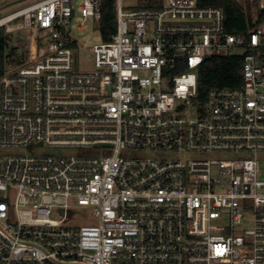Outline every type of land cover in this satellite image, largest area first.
Returning a JSON list of instances; mask_svg holds the SVG:
<instances>
[{"label":"built area","instance_id":"2783aa9c","mask_svg":"<svg viewBox=\"0 0 264 264\" xmlns=\"http://www.w3.org/2000/svg\"><path fill=\"white\" fill-rule=\"evenodd\" d=\"M124 1L91 71L75 69L73 19L100 26L103 0L0 16L7 33L32 32L0 76V264H264V3L249 0L254 24L231 32L219 5ZM229 56L241 84L202 98L199 65ZM34 143L94 149L2 152ZM158 149L174 158L123 153ZM71 200L97 222L51 217Z\"/></svg>","mask_w":264,"mask_h":264},{"label":"rangeland","instance_id":"374dc122","mask_svg":"<svg viewBox=\"0 0 264 264\" xmlns=\"http://www.w3.org/2000/svg\"><path fill=\"white\" fill-rule=\"evenodd\" d=\"M34 0H0V16L10 11L17 9L20 6H23L29 2ZM116 1V0H115ZM261 0H256L257 5L260 4ZM125 6L133 4L131 0H126ZM240 2L245 6L247 11L251 9V2L249 0H240ZM264 3V0H262ZM126 9V8H125ZM113 14L116 25L117 18V8L113 6ZM81 18L80 14H77L73 19V32L75 34L76 42V57L77 62L75 65L76 70L80 71H91L95 69L94 56H93V45L99 43L104 40L102 33L97 30H101L100 26L96 24L92 19H88L86 21V27L83 31H78L75 27L77 21ZM22 20V18L18 20H13L10 23L14 24L17 21ZM0 31H3L6 36L7 48L6 52L9 56L17 61L18 57L22 54L27 55L31 46V31L25 30H14L10 33H7L5 27H0ZM94 148H86V147H68V146H50L45 143H34L29 146H20V147H9L7 149H3L2 152L7 154L13 153H40V154H67V153H80L91 151ZM124 154L136 155V156H158L165 158H174V153L165 149L158 150H131V151H123ZM224 152H213L208 155H214L217 157L224 156ZM230 156L241 155L240 153L231 152ZM196 154H192L194 156ZM258 157L260 159L262 173L261 176L264 177V151L258 152ZM73 204L72 207L67 209L66 211L63 208L53 209L51 212V217L54 218H62L66 215V223L71 225H85V224H94L97 222V218L94 215L93 207H79L75 206V200H71ZM245 227H250V222L245 224Z\"/></svg>","mask_w":264,"mask_h":264},{"label":"trees","instance_id":"16d2710c","mask_svg":"<svg viewBox=\"0 0 264 264\" xmlns=\"http://www.w3.org/2000/svg\"><path fill=\"white\" fill-rule=\"evenodd\" d=\"M201 5H219L226 15V27L231 32H244L254 23L251 10L247 11L240 0H199ZM115 0H103V15L100 22L102 36L105 40L116 30L113 6ZM264 19L261 14L260 20ZM3 31H0V76L7 66V41ZM242 59L239 57H208L199 65V90L205 98L214 87L235 86L242 82L240 70Z\"/></svg>","mask_w":264,"mask_h":264}]
</instances>
